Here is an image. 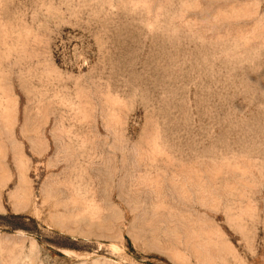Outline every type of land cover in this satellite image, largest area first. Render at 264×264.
<instances>
[{
	"label": "rangeland",
	"instance_id": "obj_1",
	"mask_svg": "<svg viewBox=\"0 0 264 264\" xmlns=\"http://www.w3.org/2000/svg\"><path fill=\"white\" fill-rule=\"evenodd\" d=\"M0 264H264V0H0Z\"/></svg>",
	"mask_w": 264,
	"mask_h": 264
}]
</instances>
